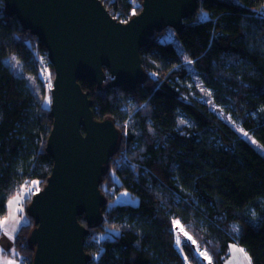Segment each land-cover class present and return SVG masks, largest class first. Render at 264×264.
Returning <instances> with one entry per match:
<instances>
[{
    "label": "trees",
    "instance_id": "obj_1",
    "mask_svg": "<svg viewBox=\"0 0 264 264\" xmlns=\"http://www.w3.org/2000/svg\"><path fill=\"white\" fill-rule=\"evenodd\" d=\"M102 1L128 21L143 0ZM184 26L174 40L163 38L170 27L149 36L141 52L148 73L136 87L110 85L109 73L102 86L79 79L96 118L114 119L121 131L101 183L103 221L85 237L89 264H224L231 243L264 264V152L248 138L264 148V0H200ZM11 55L34 83L8 64ZM53 70L45 44L0 0V223L9 199L23 186L43 188L52 171L45 91ZM193 72L248 137L206 102ZM122 191L138 204L115 203ZM32 195L14 241L21 264L34 257ZM181 226L191 237L180 247Z\"/></svg>",
    "mask_w": 264,
    "mask_h": 264
},
{
    "label": "water",
    "instance_id": "obj_2",
    "mask_svg": "<svg viewBox=\"0 0 264 264\" xmlns=\"http://www.w3.org/2000/svg\"><path fill=\"white\" fill-rule=\"evenodd\" d=\"M4 1L6 10L45 44L55 72L54 122L47 139L53 167L27 207L34 221L32 264H89L85 237L103 221L107 196L101 183L121 131L114 119L96 118L93 99L79 79L102 86L110 74V85L141 84L148 73L141 52L149 36L166 27L180 32L200 0H143L141 11L128 21L115 18L102 0Z\"/></svg>",
    "mask_w": 264,
    "mask_h": 264
},
{
    "label": "rangeland",
    "instance_id": "obj_3",
    "mask_svg": "<svg viewBox=\"0 0 264 264\" xmlns=\"http://www.w3.org/2000/svg\"><path fill=\"white\" fill-rule=\"evenodd\" d=\"M166 34V35H165ZM176 31L174 28L170 27L167 29L166 33H164L163 38L167 37L168 39H172L174 40L173 37H175ZM8 64L13 67L16 71L17 74L19 75H26V77L29 78V80H31V82L33 81V83L35 82L34 77H32L31 75L26 74V72L23 69L22 63L19 61V59L17 58V56H13L11 55L8 59H7ZM55 75V72L53 70V76ZM55 79V76L52 77L51 74H49V82L46 86V88H48L45 91V103L47 106L51 107V103H52V98H51V92L53 89V81ZM190 83L192 85H196L197 89L201 92H203L205 94V100L207 103H210L212 108L221 115L222 118H225L226 120H228V122H230L234 128H236L241 134H243L244 136L248 137L249 134H247V132L244 131L242 124L237 122L236 119H234L233 116H231L230 114L225 113L224 110H222L216 103L213 102V98H212V93L211 91H209L205 86L203 81H201V79L198 77L197 73L193 72L191 75V80H189ZM202 97V96H201ZM203 98V97H202ZM247 134V135H245ZM249 140L253 143V145H255L259 150H261L262 152H264V148H262V146L256 142V140L252 137L249 136L248 137ZM33 184V183H32ZM34 188H39L41 189L42 187H40V185H36L33 184L29 187V185L27 186H23V190L22 193H18L15 197L10 198L9 203H8V211H9V224H15V221L18 222L20 220H24L25 217H27V212L25 210V206H23L22 201H24V203L26 202V196L27 194H33V189ZM116 200L115 203H132V204H138L139 202V198L136 196H133L130 194L129 191H122L116 194ZM7 221V220H6ZM24 221H22L23 223ZM20 223V222H19ZM25 223V222H24ZM16 226V225H13ZM8 227V226H7ZM9 228V227H8ZM179 233H177V237H179L180 242L178 243L181 247V243H183L185 241V238L183 235H186L188 237H191L190 234L183 229V227L181 226V228L179 229ZM109 234H112V232L110 231ZM15 245V244H14ZM231 248H230V258H228V260L224 263V264H253L251 257L248 256V253L246 252V250L244 249V247L242 245H238L237 243H231L230 244ZM198 249V253L202 256V258H209V254L208 252H206L205 250H202L200 247H197ZM241 249L243 251H241ZM11 261H13V263L16 264H21L20 259L18 258V255H16V252L14 250V246L12 248V252H11Z\"/></svg>",
    "mask_w": 264,
    "mask_h": 264
},
{
    "label": "crops",
    "instance_id": "obj_4",
    "mask_svg": "<svg viewBox=\"0 0 264 264\" xmlns=\"http://www.w3.org/2000/svg\"><path fill=\"white\" fill-rule=\"evenodd\" d=\"M23 206H25L24 201H22ZM9 214V212H8ZM9 216L7 215L6 218L1 220L0 223V264H16L11 261V252L14 246L15 237L17 235L18 229L25 223L29 222V216L25 217L24 220H20L17 224H9ZM7 220V221H6ZM22 221H24L22 223ZM16 225V226H13ZM9 228H8V227Z\"/></svg>",
    "mask_w": 264,
    "mask_h": 264
},
{
    "label": "built area",
    "instance_id": "obj_5",
    "mask_svg": "<svg viewBox=\"0 0 264 264\" xmlns=\"http://www.w3.org/2000/svg\"><path fill=\"white\" fill-rule=\"evenodd\" d=\"M38 189H39V188H38ZM38 189H37V188H34V189H33V194L36 193V192H38Z\"/></svg>",
    "mask_w": 264,
    "mask_h": 264
},
{
    "label": "snow or ice",
    "instance_id": "obj_6",
    "mask_svg": "<svg viewBox=\"0 0 264 264\" xmlns=\"http://www.w3.org/2000/svg\"><path fill=\"white\" fill-rule=\"evenodd\" d=\"M245 135H247V134H245ZM178 223V222H177ZM180 241H179V237H177V243H179ZM241 251H243L242 249H241Z\"/></svg>",
    "mask_w": 264,
    "mask_h": 264
}]
</instances>
